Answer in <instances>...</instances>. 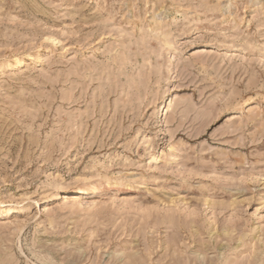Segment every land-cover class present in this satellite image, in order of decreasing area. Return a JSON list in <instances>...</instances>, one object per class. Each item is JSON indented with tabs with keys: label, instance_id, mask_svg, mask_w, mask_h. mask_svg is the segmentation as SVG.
<instances>
[{
	"label": "rangeland",
	"instance_id": "obj_1",
	"mask_svg": "<svg viewBox=\"0 0 264 264\" xmlns=\"http://www.w3.org/2000/svg\"><path fill=\"white\" fill-rule=\"evenodd\" d=\"M0 264H264V0H0Z\"/></svg>",
	"mask_w": 264,
	"mask_h": 264
}]
</instances>
